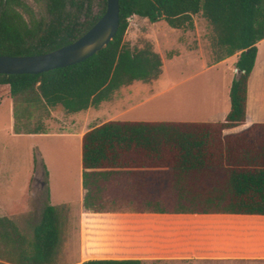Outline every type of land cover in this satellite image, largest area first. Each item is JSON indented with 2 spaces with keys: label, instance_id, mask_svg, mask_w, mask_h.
I'll return each instance as SVG.
<instances>
[{
  "label": "trees",
  "instance_id": "obj_1",
  "mask_svg": "<svg viewBox=\"0 0 264 264\" xmlns=\"http://www.w3.org/2000/svg\"><path fill=\"white\" fill-rule=\"evenodd\" d=\"M40 8L36 17L27 4ZM119 27L101 51L78 64L29 75H2L12 104L14 134H45L42 120L108 101L133 82L161 74L162 59L147 40L124 42L127 19L193 27L210 25L218 61L238 54L229 111L222 122L107 121L86 131L80 144L82 209L89 213L264 215V124L226 133L245 122L247 82L264 39V0H119ZM106 0H0V56H35L66 46L103 15ZM169 59L171 56H168ZM44 169V167H43ZM58 208L46 205L33 235L0 217V264H52L58 244ZM81 264H142L88 260Z\"/></svg>",
  "mask_w": 264,
  "mask_h": 264
},
{
  "label": "rangeland",
  "instance_id": "obj_2",
  "mask_svg": "<svg viewBox=\"0 0 264 264\" xmlns=\"http://www.w3.org/2000/svg\"><path fill=\"white\" fill-rule=\"evenodd\" d=\"M27 4L39 17L40 8L32 1ZM192 21L191 28L172 29L163 21L150 23L136 16L128 18L123 40L137 48L144 39L150 42L163 60L158 79L133 82L115 91L108 101L84 112L67 114L59 107L51 109L42 120L45 134H14L10 99L2 102L0 217L11 219L20 233L30 239L46 205L57 207L58 244L52 264H75L72 259L79 230L92 224L93 217L82 209L78 195V137L107 121L218 119L211 114L216 105L210 96L214 97L216 90L222 92L234 78L238 54L211 68L221 54L214 46L211 27L200 14L193 16ZM7 91V86H0V95ZM60 203L66 204L58 206Z\"/></svg>",
  "mask_w": 264,
  "mask_h": 264
},
{
  "label": "crops",
  "instance_id": "obj_3",
  "mask_svg": "<svg viewBox=\"0 0 264 264\" xmlns=\"http://www.w3.org/2000/svg\"><path fill=\"white\" fill-rule=\"evenodd\" d=\"M256 50L247 82L245 122L226 133L264 124V39L256 44ZM229 58L214 63L211 68L227 63ZM232 80L224 85L222 92L216 90L214 97L210 96L216 105L211 114L218 116L216 121L210 122H222L228 113ZM83 134L78 137L80 144ZM77 183L82 207L81 161ZM63 204L66 203L58 206ZM89 215L93 217L92 224L79 230V243L72 259L75 264L88 260H137L142 264H264V215L128 211Z\"/></svg>",
  "mask_w": 264,
  "mask_h": 264
},
{
  "label": "water",
  "instance_id": "obj_4",
  "mask_svg": "<svg viewBox=\"0 0 264 264\" xmlns=\"http://www.w3.org/2000/svg\"><path fill=\"white\" fill-rule=\"evenodd\" d=\"M119 0H106L103 15L74 42L35 56H0V74L36 75L78 64L105 48L119 27ZM236 79L240 72L236 71Z\"/></svg>",
  "mask_w": 264,
  "mask_h": 264
},
{
  "label": "flooded vegetation",
  "instance_id": "obj_5",
  "mask_svg": "<svg viewBox=\"0 0 264 264\" xmlns=\"http://www.w3.org/2000/svg\"><path fill=\"white\" fill-rule=\"evenodd\" d=\"M42 183H43V182H41V186L43 185Z\"/></svg>",
  "mask_w": 264,
  "mask_h": 264
}]
</instances>
